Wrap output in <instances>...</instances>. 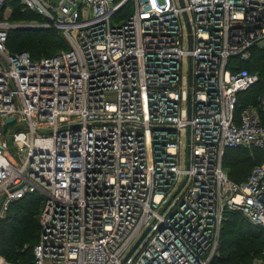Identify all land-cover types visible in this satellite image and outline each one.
Instances as JSON below:
<instances>
[{"label":"built area","instance_id":"obj_1","mask_svg":"<svg viewBox=\"0 0 264 264\" xmlns=\"http://www.w3.org/2000/svg\"><path fill=\"white\" fill-rule=\"evenodd\" d=\"M18 1L68 43L10 53L0 20V220L38 195L28 264H211L225 211L264 229V94L238 108L259 75L232 62L264 50V0ZM237 146L262 155L240 182Z\"/></svg>","mask_w":264,"mask_h":264},{"label":"trees","instance_id":"obj_2","mask_svg":"<svg viewBox=\"0 0 264 264\" xmlns=\"http://www.w3.org/2000/svg\"><path fill=\"white\" fill-rule=\"evenodd\" d=\"M3 7L4 4L0 9V17ZM7 21L21 24L43 22L45 18L23 8L19 3L11 5ZM5 47L10 53L25 51L31 59L38 60L41 56H50L67 49L68 43L61 31L51 26L27 30L10 28ZM252 54L246 61L232 59L238 68L256 71L259 75L254 85L238 93V108L254 103L258 95L264 94V50L254 48ZM261 162L262 155L257 148L240 146L227 148L222 159L228 177L234 182L244 180L251 168ZM38 211V195L29 194L12 201L0 220V256L9 263L28 264L32 260V249L40 229ZM261 256L264 257V229L247 222L239 211H225L211 264H250L252 258Z\"/></svg>","mask_w":264,"mask_h":264},{"label":"rangeland","instance_id":"obj_3","mask_svg":"<svg viewBox=\"0 0 264 264\" xmlns=\"http://www.w3.org/2000/svg\"><path fill=\"white\" fill-rule=\"evenodd\" d=\"M10 1H12V0H10ZM10 1L8 0V1H6L4 3V7L2 8V11H1L0 20H3V21L6 20L7 21V17L9 16L10 11H11V5L19 4V1L18 0H13L12 2H10ZM41 23H42L41 21H38V22H36V21L30 22V24H41ZM21 24H25V23H21ZM18 121H19V118H17L12 124H9L7 131H9L10 129L20 128V126L15 127V125L18 123ZM254 260H264V257L263 256H261V257H254V258L251 259V262L254 261ZM0 264H11V263H9L2 256H0Z\"/></svg>","mask_w":264,"mask_h":264},{"label":"water","instance_id":"obj_4","mask_svg":"<svg viewBox=\"0 0 264 264\" xmlns=\"http://www.w3.org/2000/svg\"><path fill=\"white\" fill-rule=\"evenodd\" d=\"M5 0H1L2 4ZM180 3L182 4V0H180ZM1 4V5H2ZM39 27H43L40 24H30V23H25V24H15L12 26V28H18L21 30H27V29H32V28H39ZM13 120V117L7 118L5 120L6 123H9ZM147 232V228L144 230V232L140 235V237L136 240V242L133 244V246L131 247L129 253H131V251L136 247V245L139 243V241L143 238V236L145 235V233ZM128 253V254H129Z\"/></svg>","mask_w":264,"mask_h":264}]
</instances>
